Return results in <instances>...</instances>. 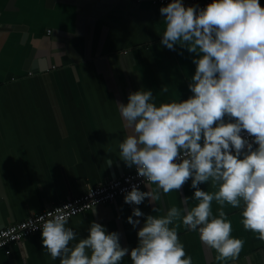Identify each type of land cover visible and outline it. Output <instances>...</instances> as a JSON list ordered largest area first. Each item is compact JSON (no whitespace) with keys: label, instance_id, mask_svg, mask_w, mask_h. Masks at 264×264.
<instances>
[{"label":"crops","instance_id":"1","mask_svg":"<svg viewBox=\"0 0 264 264\" xmlns=\"http://www.w3.org/2000/svg\"><path fill=\"white\" fill-rule=\"evenodd\" d=\"M260 4L264 7V0ZM161 7L130 0H0V179L7 197L0 202V230L135 168L120 159L118 148L128 133L117 103L126 105L130 93L150 89L157 106L193 95L195 54L161 44ZM199 187L215 191L210 184ZM194 191L189 180L154 203L146 198L129 205L121 197L69 220L66 227L78 239L86 238L95 221L108 233L118 232L121 246L131 250L147 215L183 208L184 197L189 208L195 206ZM136 207L145 216L133 217L140 220L134 228L128 218ZM211 207L218 216L220 206L213 201ZM224 210L232 237L245 241L234 264H264V242L245 231L241 210L230 205ZM175 223L193 264H221L198 232L186 230L182 221L170 227ZM0 264L60 262L44 250L39 233L12 246L10 254L0 250ZM121 264H132L130 252Z\"/></svg>","mask_w":264,"mask_h":264},{"label":"clouds","instance_id":"2","mask_svg":"<svg viewBox=\"0 0 264 264\" xmlns=\"http://www.w3.org/2000/svg\"><path fill=\"white\" fill-rule=\"evenodd\" d=\"M160 14L165 24L161 44L195 54L193 95L157 106L148 89L130 93L126 105L117 103L128 133L118 145L119 157L129 168L135 166L149 189L133 185L124 201L154 203L191 180V199L197 203L189 208L184 197L183 208L147 215L138 246L131 250L121 246L118 232L108 233L95 221L89 235L78 239L64 214H56L39 230L44 250L60 264H121L129 252L132 264H193L178 236L180 223L170 227L180 221L215 250L216 261L234 264L245 241L232 237L225 205L240 209L245 231L264 242V7L260 0H213L205 8L172 0ZM167 91L166 85L161 88ZM202 183L215 191L201 190ZM213 201L220 206L218 216ZM143 216L133 208L128 222L135 228L140 220L133 217Z\"/></svg>","mask_w":264,"mask_h":264},{"label":"built area","instance_id":"3","mask_svg":"<svg viewBox=\"0 0 264 264\" xmlns=\"http://www.w3.org/2000/svg\"><path fill=\"white\" fill-rule=\"evenodd\" d=\"M138 3H148L152 6H167L172 0H130ZM213 0H183L184 5L205 8ZM242 136H247L245 132ZM145 178L137 175L136 168L121 178L111 180L107 184L97 187L89 186L86 192L76 198L70 199L62 204L56 205L43 212L31 215L29 218L12 224L0 230V250L7 254L11 253V248L19 244L28 237L41 233L40 227L43 222L51 219L56 214H64L69 221L77 216L88 213L95 208L113 203L121 197H125L127 192L131 191L133 185H138L139 190L145 187Z\"/></svg>","mask_w":264,"mask_h":264},{"label":"water","instance_id":"4","mask_svg":"<svg viewBox=\"0 0 264 264\" xmlns=\"http://www.w3.org/2000/svg\"><path fill=\"white\" fill-rule=\"evenodd\" d=\"M9 11H10V9H9ZM2 26H4V27H7V28H12V29H17V27L16 26H13V25H11V24H1V27ZM34 67H36V65L34 64ZM6 199H7V197H6V195H5V189H4V187H3V183H2V181H1V179H0V202H2L3 200L4 201H6Z\"/></svg>","mask_w":264,"mask_h":264}]
</instances>
